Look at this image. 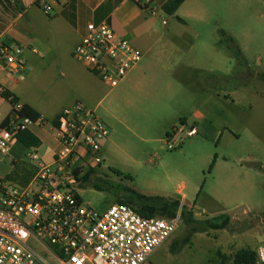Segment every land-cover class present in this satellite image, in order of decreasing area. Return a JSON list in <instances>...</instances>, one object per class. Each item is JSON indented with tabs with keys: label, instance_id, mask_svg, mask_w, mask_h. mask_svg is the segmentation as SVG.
<instances>
[{
	"label": "rangeland",
	"instance_id": "374dc122",
	"mask_svg": "<svg viewBox=\"0 0 264 264\" xmlns=\"http://www.w3.org/2000/svg\"><path fill=\"white\" fill-rule=\"evenodd\" d=\"M201 3L207 13L203 22L184 18L187 24L183 25L158 12L154 19L163 35L161 44L143 54L133 79L127 78L114 89L95 81L88 85L85 99H79L87 103L94 92L102 102L92 108L112 127L104 148L105 163L94 178L143 195L171 199H180L177 191L185 185L186 205L192 206L197 220L224 214L231 217L228 230H209L191 237L179 216L177 232L150 255L147 264H234L240 250H256L264 242V84L258 79L264 72V0ZM31 13L42 15L36 8ZM169 59L216 75L206 79L207 89L204 81H199L202 71L194 77L188 72L172 77L167 71ZM67 64L62 49L56 59L49 56L44 63H36L27 77L18 76L20 98L30 103L56 100L64 107L71 104L79 86L61 78ZM196 110L204 113L206 120L196 136L188 137V130L196 128ZM1 112L5 115L8 106ZM171 114L188 119V125L172 131L177 133L185 126L173 138L174 150L168 149L163 132ZM33 132L44 140V145L36 148L40 161L35 163L47 164L56 148L53 134ZM216 158L221 173L213 167ZM12 172L7 160L0 173ZM222 174L232 179L227 189L218 185ZM195 187L200 188L196 194ZM216 188L223 190L227 202L214 201ZM79 196L98 211L127 199L122 191L103 192L86 185L81 186ZM180 242L183 245L171 249Z\"/></svg>",
	"mask_w": 264,
	"mask_h": 264
},
{
	"label": "built area",
	"instance_id": "2783aa9c",
	"mask_svg": "<svg viewBox=\"0 0 264 264\" xmlns=\"http://www.w3.org/2000/svg\"><path fill=\"white\" fill-rule=\"evenodd\" d=\"M50 14L51 6L44 5ZM73 57L110 88H117L142 61L143 53L107 22L90 23ZM0 73L22 75L25 63L18 45H0ZM0 83V98L4 91ZM34 126L49 128L57 149L47 164L36 148L21 160L10 159L18 136ZM166 137L174 150L173 138ZM197 128L187 136L197 135ZM108 126L81 102L65 108L54 122L33 121L24 105L0 111V170L7 160L13 172L0 173V264H147L179 227L175 219L145 218L129 205L114 204L98 211L83 202L82 178L97 176L105 163ZM33 169L27 172L17 167ZM255 264H264V242L256 250Z\"/></svg>",
	"mask_w": 264,
	"mask_h": 264
},
{
	"label": "crops",
	"instance_id": "0c3cea01",
	"mask_svg": "<svg viewBox=\"0 0 264 264\" xmlns=\"http://www.w3.org/2000/svg\"><path fill=\"white\" fill-rule=\"evenodd\" d=\"M169 1L171 0H0V45H18L22 48V59L25 63V70L22 76L27 77L28 71L34 69L36 63H44L49 56L56 59L60 50L65 49V58L68 64L65 69L61 70V78H64L65 81L69 80L71 86L72 83L76 87L79 86V89L74 99L71 100V104L64 107L56 100H50L47 103L34 102V100H31L32 103H30L27 98L23 100L18 95L20 94L18 90L21 82L12 78L6 72L0 73V83L5 89L17 96L20 103L37 111L45 122H54L65 108L77 102L83 103L97 114V110L93 109L92 106L98 108L102 101H97V95L93 92L94 89L91 90L93 97L90 101L86 103L79 99H85L89 93L88 85L94 84L95 81H100L103 85L109 86L89 72L83 64L73 57L74 50L79 46L86 34L88 24L107 22L117 34L131 40L144 54L152 51L154 44H161L163 35L158 26V20H155L154 17L158 12L166 14L163 11V6ZM44 5L51 6L52 12L50 14L44 12ZM34 8L38 9L42 15L35 17L31 13ZM205 9L201 0H186L172 16L183 25L187 24L185 20L187 18L203 22L206 18L204 16H207ZM53 13L54 15H52ZM163 25H167L164 20ZM166 45H171V43L165 44V48L167 47ZM167 66V71L172 77H176L180 72H188L190 77H194L197 71H202L204 74L202 77L200 76L202 79L199 77V81L203 80L207 89L208 83L206 79L216 75L212 72L201 70L194 65L187 66L182 61L175 59H169ZM140 67L139 63L127 78L133 79V73L138 71ZM198 74L200 75V73ZM82 84H85V89H82ZM4 105L8 106L9 111L10 103L0 98V111L4 110ZM171 115L163 127L165 137L171 134L179 125H188L186 116L177 115L176 117L175 114ZM193 117V124L199 132V125L206 120V116L201 111L196 110ZM105 123L111 135L112 127L107 121ZM35 130L51 133L49 128L38 126H34L30 131L21 133L18 136L17 143L12 148L10 159L17 160L27 150L29 152L33 148H40L44 145L43 138L33 132ZM25 134L30 136H25ZM20 137L29 144L35 138L39 140L40 146L27 147L20 141ZM109 141L110 136L106 144ZM56 149L57 144L56 148L51 151L50 158H52ZM219 160V158L215 159L213 167L221 173ZM223 174L219 177L220 183L218 182V185L227 189V185L231 184L232 179ZM185 188V185H183L178 189L177 197L181 199L184 206L191 210L192 206L186 205ZM194 190V194H196L200 191V188L195 187ZM213 198L218 204L227 202V197L223 194L221 188H216Z\"/></svg>",
	"mask_w": 264,
	"mask_h": 264
},
{
	"label": "trees",
	"instance_id": "16d2710c",
	"mask_svg": "<svg viewBox=\"0 0 264 264\" xmlns=\"http://www.w3.org/2000/svg\"><path fill=\"white\" fill-rule=\"evenodd\" d=\"M185 1L186 0H171L163 6V11L167 15L172 16L179 10V8L185 3ZM223 36H225V34H223ZM230 41L234 45L235 41L232 39H230ZM239 52L240 51L238 50V54L239 56H241ZM258 79L264 84V72L258 74ZM1 97L7 102H9L12 106L20 102L17 96H15L7 89H4L3 93L1 94ZM24 114L30 117L33 121L41 119V115L28 106H24ZM26 135L30 136L29 134H25V136ZM33 140L34 141L29 144L24 141L23 138L20 137V141L23 142L27 147H39V140L35 138H33ZM17 170H22L25 173L27 172V174L24 176L25 178H27V176L33 173V169L31 168L26 169L25 167L21 168L18 166ZM82 180L84 185L91 186L92 188L98 191H122L127 197V199L124 201H119L117 204H125L131 206L142 217H162L167 219H175L180 216L182 223L188 228V236L191 237L196 233L207 232L209 230L225 231L228 230L231 224V217L226 214L211 219L197 220L191 210L181 204L180 199L143 195L135 190L126 188L124 189L120 187L118 188L116 186L109 185L107 184V181V183H105L101 179H96L91 175L85 176L84 178H82ZM181 244L182 242H180L179 244L175 243L171 247V249L173 250L177 246L179 247ZM233 262L234 264H255L256 253L254 250H240L234 257Z\"/></svg>",
	"mask_w": 264,
	"mask_h": 264
}]
</instances>
